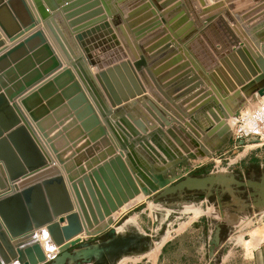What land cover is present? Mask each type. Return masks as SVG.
<instances>
[{
    "label": "bare ground",
    "instance_id": "6f19581e",
    "mask_svg": "<svg viewBox=\"0 0 264 264\" xmlns=\"http://www.w3.org/2000/svg\"><path fill=\"white\" fill-rule=\"evenodd\" d=\"M230 1L231 0H29L41 27L0 52L1 57L6 54V52L22 45V47L0 62V78L3 83L0 82V94H2L0 95V111H2L0 114V123L3 127V132H6V129L10 125L14 127L15 125H19V123L22 124V119L25 120L30 132L42 151L46 165L48 167L52 165L56 166L60 173L61 170L58 168V165L59 167H63L64 172L67 174L68 181L71 182L78 204L77 212L74 211V207L73 212L78 216L81 232L72 236L69 240H65L63 244H56L58 250H60L63 245H68L70 241L77 238L83 242L82 239L86 236H95L102 233L104 228L109 225H105L102 230H96L94 225H97L98 221L102 222L114 212L119 214L122 210L127 209L132 203L134 204V202L138 200V198L135 200L131 199L125 207L120 206L121 208H117V210L112 212L108 217L103 216L102 220L99 219L94 202L88 190L87 182L85 181L86 191L83 190L84 188H82L80 182L77 185L78 187L72 183L73 177L77 174L74 173L75 169L78 167L79 171L82 172L81 165L86 161L88 155L87 148L92 144L90 139L86 137V139L91 142L90 145L80 150L77 154V150L83 145V141L75 147H73L70 142V139L77 132L75 129L76 124L83 125V129L86 131L87 136L93 131L95 133L98 132V135L102 137V141L105 145L108 144V140L104 135H108L107 129L112 130L113 122L120 123L121 125L125 123L130 131L136 134V137L138 136L144 139L145 137L142 135L144 133L141 132L143 131V126L142 124H138L141 123L144 116L142 115L140 119L137 118L134 119L133 123L131 122L133 119L130 116H132L131 114L134 113L135 109H138V106L136 102L129 100L133 99L135 96L138 97L145 94L146 98L156 103L158 107L167 113L168 118L166 117V122L171 125L175 123V128L172 126V128L168 129V132L170 133L171 130H175V134L178 138L171 134L170 136L176 144L170 139H166V141L163 142L159 136L155 138L156 142L164 149L165 153H169L170 156L173 155L167 162V165L169 164L170 167H173L171 166L172 161H179L180 158L193 156L197 152L196 150H198L195 149L198 146L197 141L199 137L202 138V132L200 130L194 133L190 132L192 135L184 130V124L180 123L181 121L185 122V115L182 114L183 111L186 112V110L190 108L188 113L193 116L194 120L200 125L213 126L216 131L221 128L222 121L225 118V115H223L224 112L222 111L223 108L218 104V100L222 102L224 107L228 110L229 115L232 116L236 106L239 105V102L242 100L240 92H246L247 88H253L263 81L264 15L262 12L264 11V6L259 12H256L254 9L255 12L253 11L252 14L245 15L244 11L241 12V8H233ZM80 2L84 3L76 7L75 5ZM251 3L254 5V8H256L258 5L264 4V0H251ZM92 5L95 6L90 8ZM98 6L100 7L97 8ZM86 7L88 8L87 11H94V14L90 18L79 22L81 17L76 14V10ZM146 8L152 13L150 19L156 17V20L159 19L161 26L155 28V24H152L153 22L149 24V19L147 24L150 27L148 29H152L153 31L149 32L146 37H142V34L146 32L143 31L140 35V40H137L136 36L138 34L136 31L144 25L138 27L133 22L134 19L132 17L141 9ZM180 9H184L185 12H179ZM98 17L101 18L96 19ZM156 20H154V22ZM148 25H146V27ZM43 29L46 31L48 30L49 34L55 39L58 48L62 52V58L65 57L68 60L66 65L63 64L51 42L44 35ZM36 33H39V36L33 37ZM165 39H168V42L161 45ZM155 46L160 51L158 50L159 52L156 53L153 58H150L148 56L150 49ZM237 47L246 48L258 72L256 76L245 81L243 84H235L236 88L231 92L242 86H246L245 88L242 87L243 89H241V91L238 90L235 94L226 93L219 98L221 91L216 86L218 82L216 81L217 77L214 73V68L220 66L218 56L228 49L235 51ZM173 53L175 54L173 61L177 63L171 67L169 71L165 72L163 76V71L167 65L161 66L160 60L165 55ZM179 54H181L183 58H181ZM77 55H79V57ZM52 59H55L59 66L44 75L40 81L31 87L19 92L21 74L18 71L26 69L31 70L33 67L42 71L45 65L48 68L51 66L50 63ZM80 61L82 63H80ZM127 61L130 62V67L133 70V65L136 67V71L143 83H141L137 73H135L143 87L144 91L142 93H137L136 86L131 84L128 80L126 84L123 78L124 75L122 73L123 68L121 63ZM187 61L190 66L187 64ZM215 61L218 62L217 66H214ZM17 63L21 64L18 69L14 67ZM137 64L142 66L147 77L141 74ZM115 66L119 67L116 71H114ZM211 67L213 69L210 72L209 69ZM73 68L75 74L73 73ZM109 68L113 69L112 78L106 74L111 84L112 92L105 86L104 80L97 76L100 72L106 71ZM6 70L9 72L7 76L3 73ZM171 73H173L172 76L168 78L167 76ZM57 77L61 79L59 87L57 84L53 83L52 88H49L43 93L38 92L45 84L53 82V79ZM192 79H194V83L181 89V92L185 91V93L181 95H179L180 93H173L172 96H170L172 90ZM165 81L166 85L164 86H167V88H162L161 84ZM113 82L116 83V86ZM116 87L121 93L117 91ZM33 88L34 90L31 91ZM6 89L9 90L11 100H8L5 95ZM198 92H201V94L194 98L193 95ZM229 95H234V98H231ZM200 98H203V100L198 102ZM171 100L173 102L180 101L182 104L189 106L183 111L179 108L174 109L169 102ZM23 101L26 102L28 110H26L22 104ZM149 103V100L142 98L139 105L141 108L147 110L146 105ZM107 109H110L111 112H107ZM179 110L182 113L178 112ZM14 114L18 117V120H21L19 123ZM108 114H110V116H107ZM147 114L153 115L149 110H147ZM30 115H33L36 120L33 121ZM158 120L160 121V119ZM166 122H161V124L165 125ZM38 125L41 126V131ZM224 125L222 126L223 129L225 128ZM153 137H155V135H153ZM50 143H52L57 150L59 159L52 151ZM187 145H189L190 150L187 148ZM148 147H146V149H148ZM201 147L202 150L205 149V145ZM139 149L142 151L141 148ZM146 149L143 153L146 154L148 158L149 151ZM119 150H124V147L120 144ZM140 150L139 152H141ZM121 151L120 155L122 156L123 154ZM90 152H92V150ZM131 152L133 155L136 154V151ZM198 153L200 154L201 152ZM115 156L118 155H113L112 157ZM137 157L139 164L134 165V175L135 178L141 182V184L139 182V189L142 194L139 195L140 191L138 194L140 199L143 195L147 196L150 193L149 188H151H147L142 183L141 179H145L149 174H151V176L153 174L156 176L159 174L150 173L145 166L144 168L139 167L143 165V159L140 155H137ZM151 157L148 159H152V161L156 162L155 159L157 158H154L152 155ZM79 158H81V160H78ZM128 158L130 157L128 156ZM73 159L75 161L71 163ZM90 163L91 164L86 167L89 173L104 162L102 160L99 163L97 161H91ZM127 165L131 167L130 161H127ZM0 168L6 177V188L0 190V197H5L16 192L18 188H15V182L8 179L1 161ZM160 174L164 175L162 173ZM84 203L87 206V210ZM37 217H40L39 213ZM60 218L61 217L56 216V219H53L52 222H57L60 226L65 224V217H62L64 219L63 223H60ZM27 221L30 223L29 218L28 220L18 219L17 226H22ZM43 223V221L42 223H38L36 227L30 223V229L24 228L25 224L23 227H20L24 229L16 231L14 237L8 235L10 241L15 243L16 250H20L22 254L9 264H34L54 253L50 252L51 250L45 253L41 246L34 242V237L38 238L41 242L48 240V236L46 235V232L49 233L46 229L48 223ZM108 223H110V221ZM93 230L95 234L91 235ZM17 237L20 239L15 240L14 238ZM0 264L3 263L0 261Z\"/></svg>",
    "mask_w": 264,
    "mask_h": 264
},
{
    "label": "water",
    "instance_id": "95a60500",
    "mask_svg": "<svg viewBox=\"0 0 264 264\" xmlns=\"http://www.w3.org/2000/svg\"><path fill=\"white\" fill-rule=\"evenodd\" d=\"M84 2L77 3L75 6H80ZM230 2L233 8H241V12L244 11L245 15L252 14L254 9L256 12H259L264 6V4H261L254 8L251 0H231ZM93 6L95 5L90 6V8ZM87 9L86 7L76 10V14L81 17L79 22L93 16L94 11L89 12ZM151 14L148 8L141 9L132 17L134 19L133 22L138 27L145 25L149 21ZM39 27H41V24L29 0H0V52ZM38 36L39 33H36L33 37ZM167 42L168 39H165L161 45ZM20 47H22V45L6 52V54L0 57V62L5 60ZM174 57V53L165 55L161 58L160 65H167L165 69L171 68L173 64L175 65L177 63L173 61ZM218 58L220 66H217L218 62L215 61L214 66L217 67L214 68V73L217 77L216 81L224 91L228 92L234 90L236 88L235 84H243L245 81L256 76L258 72L246 48L237 47L235 51L228 49L221 53ZM50 64L51 66L49 68L45 65L42 71L36 67H33L31 70L26 69L27 71H18L21 74L19 92L31 87L40 81L44 75L59 66L55 59H52ZM20 65L21 64L17 63L14 67L18 69ZM130 65L129 61L121 63L123 68L122 73L124 75L123 78L126 84L129 81L136 86L137 93H142L144 91L143 87ZM118 69V66L114 67V71ZM112 70L113 69L109 68L97 75L98 78L101 77L104 80L105 86L111 92L112 87L107 79V75L112 78ZM3 73H5L6 76L9 74L7 70ZM172 74L173 73L167 77L169 78ZM59 78L60 77L54 78L53 82H48L40 88L38 92L43 93L47 91L49 88H52L53 83L57 84L59 87L61 80ZM0 82L2 83L1 78ZM194 82V79H192L184 85L178 86L170 92V96H172L173 93H180L179 95L185 93V91L181 92V89ZM113 83L116 86V83ZM117 91L121 93L118 88ZM199 94H201V92L196 93L193 97L195 98ZM5 95L8 100H11L8 89L5 90ZM201 100H203V98H200L198 102ZM22 104L26 110H28L26 102L23 101ZM1 113L2 111H0V114ZM30 117L33 121L36 120L33 115H30ZM16 118L18 120L17 116ZM20 121L21 120H18V123ZM21 122L22 124L19 123V125H15L14 127L10 125L6 129L7 131H4L5 133L0 123V161L4 166L8 179L15 182L14 186L18 188L13 194L0 197V261L3 264H9L12 260L22 255L20 250H16L15 243L10 241L8 235L14 237L16 231L24 228L30 229V223L35 227L38 226V223H42V221L48 223L46 229L57 245L63 244L65 240H69L72 236L81 232L78 216L73 212L70 196L61 173L56 166L52 165L48 167L46 165L42 151L30 132L27 122L23 119ZM38 128L40 131L42 130L40 125H38ZM75 129L77 132L70 139V142L73 147H75L83 141V145L77 150V153H79L80 150L88 147L91 142L86 139L87 135L86 131L83 129V125L76 124ZM224 132H226L225 129L218 131L220 135ZM187 146L189 147V145ZM50 147L59 159L58 152L52 143H50ZM113 155L114 153H110V155L103 160V164L97 166L96 169H93L91 173L83 179L87 182L90 196L94 202L100 220L103 219V216L108 217L112 212L117 210V208L122 206V204H125L139 194L138 187L134 183L121 158L119 156L112 157ZM78 160L81 159L79 158ZM155 178L158 181V188L164 189L158 194L157 198L165 197L175 192L181 195L184 190H205L213 184L227 186L228 182L233 181L234 183V180L232 178L227 179L224 173L212 174L200 179L186 178L171 188L167 186L169 181H166L161 175H157ZM5 181L6 177L0 168V190L6 188ZM253 190L254 193L251 195V197L254 198L253 205L259 212H263L264 178L260 183L254 186ZM38 213L40 214L39 218L37 217ZM56 216L61 217L60 223H63L65 219V224L60 226L57 222H52L53 219H56ZM63 216L65 217L64 219L62 218ZM221 217H225L223 212H221ZM28 218L30 223L27 221L25 223L26 225L24 224L25 226H17L18 219L28 220ZM228 220H230V223L234 221L230 216ZM23 226L24 228H20ZM233 230L236 231V227ZM219 231V228L215 230L212 240L209 243L208 257L211 261L210 264H219V248L222 245V241L219 238ZM113 232L112 230L111 233ZM135 240L136 238L132 237L124 242L119 239H113L112 241L104 243L102 248H98L89 246L86 243L82 244L83 242L77 238L70 241L68 245L65 244L61 247L59 250L60 256L53 264H66L67 262L75 263L78 261L89 263L92 259L98 257L103 258V253L109 254L110 256L118 255L130 248ZM76 246H79V250L73 253L67 252L68 249Z\"/></svg>",
    "mask_w": 264,
    "mask_h": 264
},
{
    "label": "rangeland",
    "instance_id": "374dc122",
    "mask_svg": "<svg viewBox=\"0 0 264 264\" xmlns=\"http://www.w3.org/2000/svg\"><path fill=\"white\" fill-rule=\"evenodd\" d=\"M43 31L46 38L49 39L55 51L60 56L63 64L66 65L68 60L65 57L62 58V52L58 48L53 36L49 34L48 30L46 31L43 29ZM77 56L79 57V55ZM70 61L72 62L71 59ZM80 63L82 62L80 61ZM187 64L189 65L188 61ZM212 69L211 67L209 71L211 72ZM216 86L221 91L219 98L226 93L235 94L238 90L241 91V89L246 87L242 86V88L239 86L240 88L237 90L227 92L224 91L218 83ZM229 96L234 98V95ZM240 97L242 100L239 102V105L236 106L232 116L229 115L228 110L224 107L222 102L218 100V104L223 108V115H225L222 126L225 124L224 129L226 132L222 135L218 133L219 130L223 129L222 126L215 131L213 126L200 125L194 120L191 114H186V117H184L185 122L181 121L180 123L184 124L183 127L189 131L188 134L190 135L200 130L202 132V138L199 137L197 141L198 146L195 148L198 150H196L197 152L193 156H186V159L180 158L179 161L175 160L177 163L171 165L173 167H169L170 169H164L165 160L155 154L154 150L150 151L149 149L143 148V144L147 142L138 136L136 137V134L131 132L128 127H119L117 122H113L112 130L107 129L108 135H104L108 140L107 145L103 143L102 137L98 135L99 133L93 131L87 136L92 144L87 148L88 155L86 161L81 165L82 172L79 171L78 167L75 169L74 173L77 174L73 177L72 183L77 186L80 182L82 188H84L83 190L86 191L85 181L83 180L84 176L89 174L86 167L91 164V161L101 162L110 155V153H114V155L121 157L126 168L130 170V175L138 189L140 180L136 179L134 175V165L139 164L137 155H140L143 159L142 164L150 173L159 175H161L160 173L164 174L161 176L169 181L167 185L169 188L186 178L200 179L217 173H224L227 179L232 178L235 180L236 177L243 179L240 175H242L247 168H254L257 171L260 170L262 175L258 182H261L264 178V134H237L236 129L230 128L228 125L233 122V117L243 116L252 106L264 103V77L259 85L250 89L247 88L246 92H240ZM107 112H111V110L107 109ZM107 116H110V114ZM119 144L124 147L123 151L119 150ZM202 145H205V149L203 150L201 147ZM139 148H141L142 151ZM145 149L149 151V157H151L150 154H152L154 158H157L155 159L156 162L152 161V157L150 158L151 160L148 159L149 157H146L147 155L143 153ZM91 150L92 152H90ZM139 150L141 152H139ZM120 151L123 154L122 156L120 155ZM131 151H136V154L133 155ZM198 152L201 153L199 154ZM128 156L130 158H128ZM74 161V159L71 160V163ZM127 161H130L131 167L127 165ZM58 168L61 170L66 182L74 211L77 212L78 204L71 182L68 181L67 174L64 172L63 167H59L58 165ZM151 168L153 171L150 170ZM154 176L156 175L153 174L151 176V174H149L145 179H141L142 183L147 188L151 187L149 188L150 193L147 196L143 195L141 197L142 199H139V195L142 194L139 189L140 194L133 199L135 200L138 198L140 201L134 202V205L132 203L131 205L133 206L131 209L125 213L123 211L126 209L122 210L119 214L114 212L102 222L98 221L97 225H94L96 230H102L107 224L109 226H106L103 232L98 235L86 236L82 239V244L86 243L92 247L102 248L104 243L112 241L113 239H119L124 242L131 237L136 238L134 244L130 248L114 256L103 253V258H95L96 261L93 264H158V262L166 256L165 250H167V245L170 246L174 244V234L179 233L183 229L194 228L196 226L202 228L200 244H203L206 257V251H208L209 243L214 235L216 223L225 224L227 226L222 236L223 239L229 238V241L233 240L236 243L240 242V245H242V249L241 247L235 249L236 254L245 253V251L249 250V247L252 246V243H259L264 239V211L259 212L253 205L254 198H252L251 195L254 193V190H251L245 197H242L243 191H233L235 189L233 188L234 183L232 181L228 182L227 186L213 184L208 189L200 190L202 192L215 191L216 197L213 195L211 200H207V198L199 199V195L197 194L198 190H184L181 195L175 192L165 197L157 198L158 194L164 189L158 188V182L156 178L154 179ZM129 202L123 204L121 207H125ZM85 207L87 210L86 204ZM221 212H223L224 218L221 217ZM229 216L231 219H234L232 223L228 220ZM213 220L214 223H210L213 222ZM109 221L110 223H108ZM235 227L237 229L236 231L233 230ZM112 230L114 231L113 233H111ZM92 234H95L94 230L91 235ZM46 235L49 237V233L46 232ZM18 237L14 239L19 240L20 238ZM78 248L79 246L70 248L67 252H76L79 250ZM169 252L167 260L172 262L168 264H174L176 252L174 249H171ZM59 256V251L54 252L52 255L34 264H53ZM66 264L86 263L78 261L75 263L67 262Z\"/></svg>",
    "mask_w": 264,
    "mask_h": 264
},
{
    "label": "crops",
    "instance_id": "0c3cea01",
    "mask_svg": "<svg viewBox=\"0 0 264 264\" xmlns=\"http://www.w3.org/2000/svg\"><path fill=\"white\" fill-rule=\"evenodd\" d=\"M99 7L100 6H98L97 8H99ZM151 11H153V10H151ZM179 12L182 13V12H185V10L180 9ZM262 13L264 15V11ZM99 18H101V17H98L96 19H99ZM156 19H157L156 17H153V19H150V22L148 21L149 24L151 22H153L152 24H155V28L161 26L159 19L158 20H156ZM154 20H156V21L154 22ZM147 23H146V25H148ZM146 25H144L143 27H140L137 31L135 30L138 34L136 36L137 40H140V35L143 31H146V32H144L142 34V37H146V35L149 32L153 31L152 29H148L150 26L146 27ZM133 33H135V32H133ZM168 47H171V46H168ZM158 50L159 49H157L156 46L153 47L152 49H150L148 56L150 58H153V56L160 51V50L159 51ZM179 56L181 58H183L181 54H179ZM132 65H133V63H132ZM173 66H174V64H173ZM133 67H134L135 73H137L136 67L134 65H133ZM137 67L139 68V71L141 72V74L144 77H147L145 70L142 68V66H139L137 64ZM165 70L163 71V76L165 75L164 74L165 72L170 70V68L165 69ZM73 73L75 74L74 68H73ZM137 75H138V73H137ZM138 77H139V75H138ZM139 79H140V77H139ZM140 81H141V79H140ZM166 81L161 84L162 88H167V86H164V85H166ZM79 83H80V81H79ZM141 83H142V81H141ZM33 90H34V88L31 91H33ZM31 91H29V92H31ZM142 98L150 101V103L148 105H146V109L149 110L155 117L153 115H148L147 110L141 108L139 103L142 100ZM131 100H133L134 102L137 103L138 109H135L134 113L131 114L132 116H130V117L133 119L132 121L128 117H126V118H128L133 123L134 119H137V118L140 119V117L142 115L144 116L141 120V123H138V124H142V126H143V129H142L143 131H141V132L144 133L142 135H144L145 138L142 140L147 142L146 144H143V148L150 146V147H148V149L150 151L154 150L155 154H157L160 158L162 157L165 160L166 163L164 164V169H170V168H168L170 166H169V164L167 165V162L170 160V158H172L173 155L170 156L169 153H165L164 149L156 142L155 138H157L159 136V138L163 142H165L166 139H170L174 142V140L171 138L170 134L172 136L178 138L175 134V130H171V132L169 133L168 129L172 128V126H174V128H175V123H174V125H171L168 122H166L165 119H166V117L168 118L167 113L163 109L158 107V105L156 103H154L150 99L146 98L145 94H143L142 96H138V97L135 96L133 99H130L129 101H131ZM169 102L172 104L174 109L179 108L182 111L189 106V105L182 104L180 101H174L173 102L171 100ZM166 103H168V102H166ZM189 109H187L186 112L183 111V113L180 110L178 112L182 113L186 117V114H188ZM157 118L160 119V121ZM161 122H166V123H165V125H162ZM117 124L119 125V127H127L125 125V123H124V125H121L120 123H117ZM179 126H180V124H179ZM180 127L183 129L182 126H180ZM184 130L187 133H189L188 130H186L185 128H184ZM153 135H155V137H153ZM181 143H183V142H181ZM146 145H148V146H146ZM187 148L189 149V147H187ZM180 151L182 153H184L182 150H180ZM150 155H152V154H150ZM176 161H178V160H176ZM176 161H172L171 165L176 164L177 163ZM139 167L144 168V165H140ZM150 170L153 171L152 168ZM128 172H129V174L131 173L130 170H128ZM138 201H140V200H137L136 202H138ZM133 205L128 207L123 212L125 213L126 211L131 209ZM201 231H202V228L196 226L194 228H186V229L181 230L179 233H175L174 238H173L174 244H172L170 246L167 245V248H166L167 250H165L166 256H164L161 259V261L158 262V264H168L169 262H172V261L167 260V258L169 257V253H170L169 251L171 249H174L176 252V254H175L176 260L174 261V264H210L211 261L208 257V251H206V257H205L203 244L202 245L200 244ZM221 241H222V245L219 248V253H220L219 264H264V239L259 243H252V246L249 247V250L245 251V253H239V254L235 253V249L239 248V247H241V249H242V245H240V242L236 243L233 240L229 241V238H224V239L222 238ZM243 250H244V248H243ZM95 261H96V259H92L90 261V263H86V264H93Z\"/></svg>",
    "mask_w": 264,
    "mask_h": 264
},
{
    "label": "clouds",
    "instance_id": "9594fccd",
    "mask_svg": "<svg viewBox=\"0 0 264 264\" xmlns=\"http://www.w3.org/2000/svg\"><path fill=\"white\" fill-rule=\"evenodd\" d=\"M232 120L233 122L229 123L228 126L230 128H235L237 134H264V103L252 106L243 116L233 117ZM34 242L39 244L45 253H48L50 250L53 252L59 251L50 235L45 242H41L38 238L34 237Z\"/></svg>",
    "mask_w": 264,
    "mask_h": 264
},
{
    "label": "flooded vegetation",
    "instance_id": "af4514ba",
    "mask_svg": "<svg viewBox=\"0 0 264 264\" xmlns=\"http://www.w3.org/2000/svg\"><path fill=\"white\" fill-rule=\"evenodd\" d=\"M262 175V172L260 170H255L254 168H247L244 173H242V176L243 179L239 178V177H236V181L234 180V189L232 188L233 191H243L242 193V197H245L247 193H249L251 190H253L254 186L260 182L259 181V178L261 177ZM243 184V185H241ZM202 190V189H200ZM198 190L197 194L199 195L198 198L199 199H202V198H207V200H211L213 198V195L215 196V191L212 192L210 191H205V192H202ZM201 195V196H200ZM216 197V196H215ZM213 202V201H211ZM220 205V204H219ZM219 209H220V206H219ZM212 220V219H211ZM208 221V220H207ZM210 223H214V220L213 222H210ZM219 228V238L220 240H222V236H223V233L225 232L227 226L225 224H217L216 223V226H215V229L214 231Z\"/></svg>",
    "mask_w": 264,
    "mask_h": 264
}]
</instances>
